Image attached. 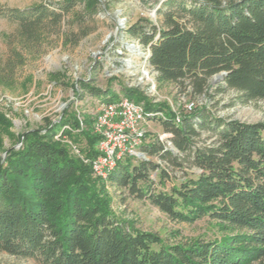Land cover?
<instances>
[{"label": "trees", "instance_id": "obj_1", "mask_svg": "<svg viewBox=\"0 0 264 264\" xmlns=\"http://www.w3.org/2000/svg\"><path fill=\"white\" fill-rule=\"evenodd\" d=\"M82 2L88 11L100 3L66 0L60 12L41 4L1 13L18 29L9 38L7 60L0 63V84L11 85L15 70L25 63L24 50L41 46L53 26L60 27L64 15ZM164 6L161 25L141 18L127 30L150 49L159 83L190 80L201 95L213 76L226 72L225 84L244 101L264 99V0H166ZM80 86L93 96H107L106 102L119 99L87 81ZM122 96L148 111L164 112L166 118L156 121L200 173L170 191H155L151 176L157 172L167 179L166 169L126 157L107 182L148 198L172 221L192 224L208 218L226 234L166 244L155 233L135 229L112 213L102 193L105 180L94 177L91 166L55 138L64 125L79 128L76 115L15 136L0 113V154L7 152L5 159L0 156V251L39 264H264V123L225 119L197 107L176 123L166 103L152 102L139 89L123 87ZM92 123L86 118L81 132L63 131L77 145L85 142L80 151L86 158L99 153L101 138ZM202 130L215 139L198 145ZM3 134L21 147L5 150ZM143 151L182 166L159 139Z\"/></svg>", "mask_w": 264, "mask_h": 264}, {"label": "rangeland", "instance_id": "obj_2", "mask_svg": "<svg viewBox=\"0 0 264 264\" xmlns=\"http://www.w3.org/2000/svg\"><path fill=\"white\" fill-rule=\"evenodd\" d=\"M66 0H0V63L4 64L9 56V38L18 26L8 20L4 11L25 10L37 5H46L60 12L59 4ZM96 10L88 11L84 3L76 5L64 15L60 27L50 30V35L42 45L32 52L24 50L25 63L15 70L13 82L9 86L0 84V113L11 125L9 131L19 134L59 124L64 115L74 114L79 128H87L86 118L94 124L97 115L106 103L107 96H93L83 91L81 81H87L103 92L110 90L121 98L122 88H137L152 102L166 103L176 115L184 114L187 103L194 102L198 109L214 116L235 119L247 123H264V99L244 101L241 94L229 88L224 80L214 79L201 95L195 94L190 80L181 83H159L157 72L150 64V49L127 30L141 18L154 25H161L160 9H166V0H99ZM135 45L142 56L132 54L127 46ZM131 60V65L125 61ZM198 120H195L197 122ZM78 128V129H79ZM73 129L64 125L55 138L67 144L72 153L82 159L80 149L85 142L74 143L63 136L68 130L79 133L83 129ZM146 144L158 139L166 149L180 158L182 166H172L157 156H149L143 151L142 159L161 165L169 174L167 179L154 172L155 191H170L172 186H180L200 173L189 159L175 149L164 133L161 122L152 121L147 126ZM215 139L211 131L202 130L198 145L209 144ZM3 147L19 149L17 143L7 134H3ZM7 152L0 156L5 159ZM86 164V163H85ZM95 177V176H94ZM103 196L110 200L112 213L121 221L131 223L139 231L155 233L166 244L183 243L187 240H213L226 233L219 224L204 218L189 224L172 221L162 213L148 198H137L128 189L102 183ZM0 264H39L33 258L9 255L0 251Z\"/></svg>", "mask_w": 264, "mask_h": 264}, {"label": "built area", "instance_id": "obj_3", "mask_svg": "<svg viewBox=\"0 0 264 264\" xmlns=\"http://www.w3.org/2000/svg\"><path fill=\"white\" fill-rule=\"evenodd\" d=\"M196 105L187 103L184 112L192 113ZM162 111H148L143 103L121 97L106 102L97 115L93 130L100 136L98 155L84 157V163L91 166L95 177L107 181L118 163L126 157L142 159L147 137L146 126L156 119L164 120ZM176 123H181V115H176ZM78 130L83 129V123Z\"/></svg>", "mask_w": 264, "mask_h": 264}, {"label": "bare ground", "instance_id": "obj_4", "mask_svg": "<svg viewBox=\"0 0 264 264\" xmlns=\"http://www.w3.org/2000/svg\"><path fill=\"white\" fill-rule=\"evenodd\" d=\"M127 48L132 54H135L137 56H142L141 50L139 51V48L136 47L135 45H128ZM125 63H127L126 64L127 66L131 65V60L129 59V60L125 61Z\"/></svg>", "mask_w": 264, "mask_h": 264}, {"label": "water", "instance_id": "obj_5", "mask_svg": "<svg viewBox=\"0 0 264 264\" xmlns=\"http://www.w3.org/2000/svg\"><path fill=\"white\" fill-rule=\"evenodd\" d=\"M226 75H227L226 72H222L220 74L215 75L214 79L216 78V79H222V80H224V78L226 77Z\"/></svg>", "mask_w": 264, "mask_h": 264}]
</instances>
